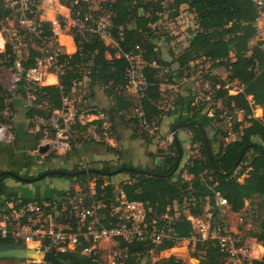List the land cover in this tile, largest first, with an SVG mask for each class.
<instances>
[{
  "label": "built area",
  "instance_id": "obj_1",
  "mask_svg": "<svg viewBox=\"0 0 264 264\" xmlns=\"http://www.w3.org/2000/svg\"><path fill=\"white\" fill-rule=\"evenodd\" d=\"M106 1L0 0V55L9 67L12 88L18 89L24 81L30 96L35 99L31 93L34 86L47 85V78L54 77L57 80L51 84L58 85L62 91V107L36 120L43 129L40 144H49V152L57 155L75 150L85 142L109 144L112 139L113 122L108 111L84 99L81 85L83 79L89 84L92 81L90 65L83 79L74 80L70 90L60 84L59 77L66 72L76 51L68 50L69 45L76 47V35L86 40L98 38L109 47L110 59L124 57L127 60L125 79L128 92L141 97L147 90L149 82L145 68L150 65L160 68L161 86L167 91L161 106L164 112L176 109L177 101L183 95L181 80H177L167 65L159 64L155 59L147 60V51L142 45L136 44L127 51L120 49L112 30L115 13L107 7ZM253 2L257 11V35H262L264 49V0ZM149 26L160 30L161 18ZM62 37L67 42H63ZM112 49H115L114 53ZM30 60L34 62L28 65ZM220 61L197 59L186 69L183 78L194 84L192 103L204 105L210 123L218 132L226 131L228 141L236 135L233 127L235 115L243 112L225 109L218 112L221 98L217 96V89L221 84L215 88L211 77L218 74L215 65ZM221 78L226 81L224 89L230 93L239 90L233 89L237 81L230 82L227 73ZM130 117L139 135L152 140L160 138L164 114L150 117L139 101L132 108ZM14 137L11 127L0 122V141L12 142ZM168 140L174 142L173 132L169 133ZM123 183H132V180L127 178ZM196 204L197 200L189 197L182 203L169 205L161 214L152 215L147 203L128 199L122 186L94 176L85 183L77 181L61 194L41 200L7 196L0 204V239H12L54 256L82 247L80 252L95 264H125L132 258L139 261L144 253L130 252L127 245L143 242L157 246L164 241L176 242L170 249L172 254H176L174 250L183 241L194 245L212 241L223 253L224 264H252L255 259H264V243L254 238L245 239L240 230L229 225L223 210L228 206L225 197L217 193L216 205L220 213L215 218L211 214L207 222L190 213V208ZM181 214L192 221L190 237H179L175 231Z\"/></svg>",
  "mask_w": 264,
  "mask_h": 264
},
{
  "label": "trees",
  "instance_id": "obj_2",
  "mask_svg": "<svg viewBox=\"0 0 264 264\" xmlns=\"http://www.w3.org/2000/svg\"><path fill=\"white\" fill-rule=\"evenodd\" d=\"M106 4L115 13L112 30L120 49L127 51L136 44H140L147 51L145 55L147 60L155 59L159 64L167 66L170 63L161 57L159 51H155L156 39L160 32L149 25L161 18L159 13L172 10L170 14L176 16L181 7L187 5V8L195 14L196 28L193 30L188 46L176 57L180 71L178 77L182 78L185 70L197 59L204 62L209 59H221L222 61L215 65L218 74L211 77L215 88L217 84H221L217 89V96L221 98L218 112L224 109L243 112L242 118L235 115L233 122L236 139L225 143L228 133L224 130L220 131L222 141L217 153L213 150V139L208 135L212 157L201 127L193 123L182 126L181 128L192 133L191 150H198L199 156L191 155L186 166L179 173L176 171L172 174L179 155L173 142L168 148L169 151L163 154L160 164L153 167L133 166L146 169L149 173L137 170L126 172L132 180V183H122L128 199L147 203L152 209L151 214L156 215L164 212L175 202L182 203L185 198L194 197L197 204L190 208V213L201 216L205 206L209 204L214 218L220 213L216 205L217 193L227 199L228 207L233 212L243 210L247 200H261L264 205V113L261 117L254 114L255 108L263 107L264 110V49L262 40L258 39L254 42L257 38L255 26L257 11L253 0H171L168 3L165 0H107ZM75 41L77 50L73 53L66 72L60 75V84L65 90H70L74 80L83 79L85 70L90 65L91 84L101 83L107 95L112 98V105L107 111L114 126L115 117H123L126 109L133 108L137 104L135 97H139L128 92L126 88L125 69L128 62L124 57L108 58L106 53L109 47L98 38L86 40L76 35ZM112 52L114 53L115 49H112ZM0 59L3 61V55H0ZM33 62L30 60L27 64L30 65ZM221 69L223 71H220ZM159 72L158 67L146 66L145 73L149 86L139 97L150 117L164 113L161 106L165 102L167 91L161 86L163 78L158 76ZM224 73H227L230 82L239 81L241 89L236 93H230L228 89H224L223 85L226 81L221 78ZM50 81L54 79L51 78ZM21 84L23 89L20 92L26 95V83L22 81ZM31 93L35 99L27 112L30 119L47 117L53 110L62 107V91L58 85H36ZM8 97L10 94L0 82L1 123L12 122L10 117L5 116L13 104L8 103ZM184 103L185 98L181 95L177 101V107L185 109ZM203 109L204 105L191 103L188 113H180L175 122L196 121L207 128L211 120L207 117L198 118ZM42 136L41 128L36 134V141L39 142ZM108 149L112 150L113 147L109 145ZM56 156L53 152L48 154L49 158ZM107 163L108 161L101 163L99 168L104 171H114L127 166ZM78 168L74 167L73 170ZM184 172L192 177L185 178ZM243 175L246 176L243 181H240ZM8 176L0 178V192H3L2 189L5 188L4 178ZM94 176L99 177L100 180L112 178V176L87 173L80 174L74 179L85 183L87 179ZM13 195L16 196L11 190L8 196ZM175 231L179 237H190L191 221L181 214L180 220L175 225ZM249 235L258 242L264 243V221H261L259 229L251 231ZM12 242V239H0V244ZM175 245V241H164L157 246L135 242L127 245V248L130 252L145 253L151 249H157L163 253L170 251ZM81 250L82 247L77 251L58 254L55 257L64 264H95L90 257L83 255ZM194 254L201 257L203 264H224L225 261L218 245L212 241L198 242ZM166 260L167 264H184L181 257L176 254H170ZM42 264L51 263L43 262ZM125 264L140 263L132 258ZM252 264H264V259H255Z\"/></svg>",
  "mask_w": 264,
  "mask_h": 264
},
{
  "label": "rangeland",
  "instance_id": "obj_3",
  "mask_svg": "<svg viewBox=\"0 0 264 264\" xmlns=\"http://www.w3.org/2000/svg\"><path fill=\"white\" fill-rule=\"evenodd\" d=\"M170 0H165L166 3H168ZM172 10H168V12ZM107 12V11H106ZM168 12L164 13V16H161L162 20V28L158 30L159 36L156 39V43L158 46V51L163 59L168 61L170 65L168 67L173 71L176 77H178V69H179V64L176 61V57L179 53H181L184 50V44H186L187 41L190 40L193 32V25H192V17L188 15L187 11L185 10L187 16L186 26L183 28V25L177 20L176 16H172L171 14L168 15ZM170 12V13H171ZM262 35L258 34L257 38L254 40V42L258 39L261 40ZM63 42H67L65 37H62ZM69 49V46H68ZM178 50V52L176 51ZM91 64V63H90ZM9 67L5 64V61L0 59V82L4 85V87L7 90V93L10 94V97H8V103H13L12 106L8 109L7 113L5 114L6 117H10L12 119V110L14 109V98L19 95L18 89L17 88H12V76L9 72ZM86 71V70H85ZM220 71H223L221 69ZM186 72V70H185ZM185 74H183V77ZM182 77V78H183ZM179 78V77H178ZM182 78H179V80H182ZM233 89L238 90L241 85L239 82L235 83L233 85ZM183 88V85H181ZM81 88L84 90L83 95L84 99L88 101L89 103H97L100 106L104 107L106 110H109L111 105H112V98L107 95L105 87L101 83H94V84H89L87 83L84 79L81 85ZM28 92L26 94L28 96L23 97V95H20L22 98L28 99L30 103H33V98L30 96V92L28 89H26ZM237 92V91H236ZM234 92V93H236ZM136 98V103L140 101L139 97ZM103 101H100V100ZM131 110L132 108L126 109L125 113L123 114V117H115L114 120V126L112 130V136L115 134V129L116 126L119 124H123L125 127V130L127 131V136L125 139H128V137H132L133 133L137 132V130L134 128L132 124V119L130 117L131 115ZM262 110L263 108H255L254 114L257 117H260L262 115ZM172 112V111H171ZM171 112H164V117L162 119L161 123V132H160V137L163 134L164 136L167 135L168 133H172V130L174 127L178 125V122H173L172 125L168 128V122L173 120V116H168L169 114H172ZM203 112L206 114L205 110ZM238 118H242V114L237 115ZM10 119V121H12ZM178 119V118H177ZM13 123V121L11 122ZM176 123V124H175ZM6 125H9L10 123H4ZM175 124V125H174ZM181 127L177 128V132L179 131V139L182 143V147L184 150V156L182 158L181 164L179 166V169L177 170V173H179L188 163V154L189 155H196L199 156V151L198 150H191V154L189 151L188 146L191 144L190 137L186 131L180 130ZM206 131H208L207 135H210L214 137V133L217 132V129L214 127L213 124H209V126L206 128ZM99 133L101 131H98ZM190 136H192V133L189 131ZM218 141L214 142V150L215 152L218 151L220 142L222 141V136L220 132H218ZM237 138V135L231 136L230 139L227 141L225 140L224 142L227 143L231 140H234ZM146 139V138H144ZM160 139V138H159ZM157 139V140H159ZM152 140V139H149ZM165 142H162V139L157 143V149L155 157H151L148 154H145L142 149L137 150V155H139V160L141 162V166H146V162L149 166H155L154 164H160L161 163V158H163V154L167 153L169 151V147L173 143L170 140H168V136L164 138ZM162 145V146H161ZM153 148H156L155 146H152ZM150 147V148H152ZM114 152L120 154L121 153V148L120 146H116V148H113ZM50 153V152H49ZM48 153V154H49ZM47 154V155H48ZM55 162L61 161V159H55ZM121 164L126 163V160L120 161ZM107 164L109 165H114L115 163L108 162ZM131 164V161L128 165ZM66 167V165H65ZM66 169H69L66 167ZM73 170V169H70ZM187 179H190V175L187 173L183 174ZM246 175L241 176L239 179L240 181L244 180V177ZM118 176H112L111 179L104 178V180L108 181H113L116 180ZM77 181L74 179V177H65L62 175H57V176H48L47 178H44L38 182L33 183L34 187H41L43 190L46 189H64L67 187H72ZM26 185V184H25ZM0 199H1V193H0ZM224 213L226 216V219L229 223V225L232 226L234 229L240 230L242 232L243 236L245 239H251L249 233L251 231L259 229V225L261 221H264V205L261 200H253L249 201L247 200L245 203V207L243 210L240 212H233L230 210L228 206L224 207ZM213 214V211L211 210V206L207 204L204 208V212L202 213L201 216H198V218L202 219L204 222H207L210 219V215ZM255 239V238H254ZM178 247L174 250V252L179 255L183 261L184 264H203V260L201 257L196 256L195 253V246L192 242H186L183 241L177 245ZM109 251L107 252V254ZM261 253V250L259 251ZM106 254V252H105ZM171 253L169 252H159L157 249H151L149 251H146L142 257L139 259L140 264H167V257H169ZM43 262L41 260H37L36 262H27L26 260H16V259H4L0 260V264H42Z\"/></svg>",
  "mask_w": 264,
  "mask_h": 264
},
{
  "label": "crops",
  "instance_id": "obj_4",
  "mask_svg": "<svg viewBox=\"0 0 264 264\" xmlns=\"http://www.w3.org/2000/svg\"><path fill=\"white\" fill-rule=\"evenodd\" d=\"M185 10L187 11L188 15L192 17V20H193L192 25H193V30H194L196 28L195 14L187 8V5H183L181 7V9L179 10V14L176 15V18L183 25V28L188 26V24L186 25L187 23L186 21L188 20H187V16H185L186 14ZM164 13H159L158 15H160L161 17V16H164ZM189 41H187L186 44H184V47L188 46ZM75 49L77 50V46L74 48L72 45H69L68 50L74 51ZM176 51L178 52V50ZM106 56L108 57L107 53H106ZM179 72L180 71H178V73ZM51 78L54 79V81H50ZM56 80L57 79L54 77H48L46 83H48L47 85H52L51 83H55ZM180 84L183 85V88L181 87V90L183 91V96L185 98V103H184L185 109L176 107V109H174L171 112L172 114L168 115V116H173V120L168 122V125H167L168 128L172 125L174 121L177 120V118H179L180 113L181 114L188 113V107L194 100V96H195L194 90H193L194 84L186 78H182V80L180 81ZM22 89H23V85L19 84V88H18L19 95L16 96L13 100L14 109L11 112L13 124L10 123L8 125L11 127L12 132L14 133L15 137L13 138L12 142H1L0 141L1 142L0 171L11 169L21 175L29 174V176L30 175L37 176L40 173L48 169H56L60 167H64V168L68 167L69 169H73L74 167H79L78 169L84 168V167H90V166L99 167L101 163H104L106 161L115 163L114 165H120L121 164L120 161L122 160L127 161L126 163H123V164H126L127 166H141V162L138 157L139 155H137L136 153L137 150L142 149L143 152H145V154H148L151 157H155V155H157L156 153V149L158 146L157 143H159L161 139H162V142H165L164 138L169 135V133L165 136L162 134L160 139L158 138L159 140L157 139L149 140L147 138L144 139L145 137L135 132L133 133L132 137L130 138L128 137V139H125L128 133L125 130V127L123 126V124L118 123V126H116V129H115V134L114 136H112L111 142L109 144L108 143L105 144L104 142H100V141L85 142L79 148L75 150L67 151L66 153H63L60 155L56 154L57 156L52 157V158L48 157L47 155L49 153V150H48L47 153L42 157V159L38 160L37 153H38V148L41 145L40 142L42 139L41 138L39 142H37L35 138L37 132L40 130L38 123L36 122L38 117H35L33 119L28 118L27 112H28L29 107L32 106L33 103H30L28 99L22 98L20 96V95H23V97H26L29 95V94L25 95L21 93L20 90ZM240 89L241 88H239V90ZM25 92H28V91L25 90ZM251 98L252 97H250V99ZM100 101H103V100L101 99ZM259 108H263V107H259ZM263 113H264V110H262L261 116H263ZM205 117L207 116L203 111L198 115V118H205ZM180 130L186 131L191 140V136L188 130L184 128H181ZM178 134H179V131L177 132V135ZM209 137L213 139V150H214V142L219 140L218 131L214 133V137L210 135ZM178 138H179V135H178ZM109 145L112 146L113 148H116V146H120L122 150L121 153L120 154H118L117 152L115 153L113 149L109 150L108 149ZM152 146H155L156 148H153ZM181 146H182V143H181ZM188 148L191 154V144L188 146ZM218 151L215 152L214 150L215 153H217ZM183 153H184V150H183ZM188 156L190 158L191 155L188 154ZM55 159H61V161L55 162L54 161ZM130 161H131V164L128 165ZM146 166H149L147 162H146ZM146 166H142V167H146ZM51 176H54V175H51ZM117 176L118 177L116 178V180L111 181L117 186L118 185L122 186V183L124 182V180L129 178L126 173L117 174ZM67 188H64V189L55 188L52 190L50 189L43 190L41 187H39V185L38 187H34L33 184L25 185L21 181H18L17 179H14L11 177V175H9L8 178L5 180V188L2 189L3 192H0L1 193L0 204L5 200L8 194L11 193V190H13L14 193L18 196H21L27 199L41 200L49 196L61 194ZM166 252L171 253L170 251H166Z\"/></svg>",
  "mask_w": 264,
  "mask_h": 264
},
{
  "label": "water",
  "instance_id": "obj_5",
  "mask_svg": "<svg viewBox=\"0 0 264 264\" xmlns=\"http://www.w3.org/2000/svg\"><path fill=\"white\" fill-rule=\"evenodd\" d=\"M190 123L196 124L199 127H201L203 131L205 143L208 147L210 156L212 157V152L209 146L208 136H207L205 127L201 123H198L196 121L178 123V125L173 128V133H174V144L176 145L179 155H178L176 166L174 170L172 171V174L175 173L179 169V166L183 158V154H184L183 148L181 146L176 130L178 127L185 126ZM0 145H1V142H0ZM49 149H50L49 144L40 145V147L38 148L37 159L41 160L42 157L47 153ZM134 170H137L142 173H149V171L146 169H139L133 166H122L114 171H104L97 166L84 167V168H80L77 170H70L64 167H60L56 169H48L40 173L37 176L30 175L29 177H25L17 173L16 171L7 169V170L0 171V178L4 175H11L24 184H33L51 175L76 177L80 174L97 173L103 176H114L117 174L126 173V172H130ZM4 259H18V260L27 259V260H32V261L41 260L42 262H48L51 264H64L61 260H59L57 257H55L52 254L44 253L35 248H30L21 243H16V242L0 244V260H4Z\"/></svg>",
  "mask_w": 264,
  "mask_h": 264
},
{
  "label": "flooded vegetation",
  "instance_id": "obj_6",
  "mask_svg": "<svg viewBox=\"0 0 264 264\" xmlns=\"http://www.w3.org/2000/svg\"><path fill=\"white\" fill-rule=\"evenodd\" d=\"M77 170V169H76ZM5 176V175H4ZM23 176H25V177H29V174H25V175H23ZM12 178H14V179H16L15 177H13V176H11ZM8 177H6V178H4V184H5V180L7 179ZM18 180V179H17ZM19 181V180H18Z\"/></svg>",
  "mask_w": 264,
  "mask_h": 264
}]
</instances>
